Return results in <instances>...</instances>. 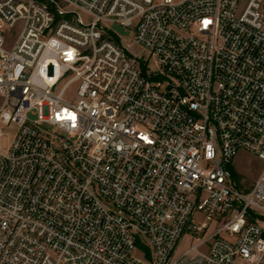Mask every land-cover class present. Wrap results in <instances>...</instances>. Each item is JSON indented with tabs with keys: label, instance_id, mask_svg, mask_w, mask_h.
<instances>
[{
	"label": "built area",
	"instance_id": "1",
	"mask_svg": "<svg viewBox=\"0 0 264 264\" xmlns=\"http://www.w3.org/2000/svg\"><path fill=\"white\" fill-rule=\"evenodd\" d=\"M240 149L264 161V0H0V264H264Z\"/></svg>",
	"mask_w": 264,
	"mask_h": 264
},
{
	"label": "rangeland",
	"instance_id": "2",
	"mask_svg": "<svg viewBox=\"0 0 264 264\" xmlns=\"http://www.w3.org/2000/svg\"><path fill=\"white\" fill-rule=\"evenodd\" d=\"M67 10H73L72 7H66ZM81 16L86 20L88 19L87 15L80 11ZM114 31L122 38L123 43L126 47H128L133 53L137 55L144 56L146 59L149 58L148 52L144 51L141 46L135 43L134 41V29L133 28H125L120 25L113 26ZM151 65H153V61L151 60ZM73 86L69 88L68 94H70ZM16 131V126H10L9 128H4L5 135L3 137V147L6 148L10 141L13 139ZM264 168V161L260 159L257 155L240 149L236 158L234 159L231 169L234 172V179L239 183L240 189L242 191H247L251 188L257 178L260 176L262 170ZM196 219L201 222L204 219L203 214H198ZM225 217H219L213 215V220L209 222L210 226L206 230V232L210 233L214 231L220 224L224 221ZM197 240V235L186 232L178 245L176 246L175 253H179L189 245L194 243ZM135 256L141 257V250H138L134 253Z\"/></svg>",
	"mask_w": 264,
	"mask_h": 264
},
{
	"label": "trees",
	"instance_id": "3",
	"mask_svg": "<svg viewBox=\"0 0 264 264\" xmlns=\"http://www.w3.org/2000/svg\"><path fill=\"white\" fill-rule=\"evenodd\" d=\"M140 247H141L142 249H146V247H145L143 244H140Z\"/></svg>",
	"mask_w": 264,
	"mask_h": 264
}]
</instances>
